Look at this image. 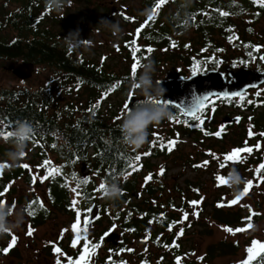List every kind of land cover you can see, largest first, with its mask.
<instances>
[{"label":"trees","instance_id":"obj_1","mask_svg":"<svg viewBox=\"0 0 264 264\" xmlns=\"http://www.w3.org/2000/svg\"><path fill=\"white\" fill-rule=\"evenodd\" d=\"M91 3V0H66L63 11L57 12L46 6L45 0H0V63H32L35 66L34 73L46 78L39 86L19 80V84L10 87L0 85V131H12L20 122L31 123L34 135L27 148L36 159L31 162V167H36L41 176L46 174V169L41 167L46 160L51 162L50 168L59 169L58 174L45 180L42 198H21L20 204L34 227L45 223L52 214L51 210L65 214L70 219L74 217L76 210H80L81 216L85 218L86 210L97 204L99 219L93 225L100 226L104 221L107 227L98 237L99 240L93 243L103 244L105 241L101 238L107 231L123 234L117 247L109 244L114 255L106 257L101 264H107L109 260L125 263L126 259L120 252L128 251L129 241L126 235L136 240L147 236L150 243L158 249L165 246L169 248V255L164 253L159 261L140 258L138 264H173L168 258L180 259L181 247L179 244L171 246L169 235L164 234L175 226L177 218L169 210L175 202L170 191L159 184L144 187V197L140 196L139 200H135L132 193L137 191L138 182L146 177V173L153 176V159L168 161L177 151V144L186 138L193 142L194 135L211 140L215 137V128L196 124L190 127L188 122L192 123L195 119H186L179 110L169 106L173 118L150 127L146 144L138 150H132L124 144L120 124L125 113L120 117L111 113L113 105L109 100L113 95L119 94L125 101L129 95L139 92L132 88V82L141 67L137 68L135 74L131 72L134 61L129 42L135 38L137 29H142L137 40V46L141 47L142 52L137 56L140 65L148 59L154 61V81L161 80L164 74L167 78L188 77L198 64L200 68L197 73L213 69L216 65L212 58L215 56L214 52L221 48V43L229 45L230 57L236 56L231 58L229 66L240 67L241 56L237 55L243 44L239 28L244 20L248 22L247 26L264 18V7L254 0H193L189 9L193 13L191 27L186 29L180 19L182 0H168L157 10L151 21L148 19L151 14L145 16L144 11H151L155 0H140V15L136 16L133 10L131 14L120 16L121 27L125 30L122 39L117 40L110 33L113 41L109 42L112 46L109 50L114 54L109 63H106V58L98 55L87 57L83 52L85 45L70 50L63 40L70 31L77 28L81 30L80 38L88 40L92 33L87 26L90 18L89 15L81 14V9ZM70 6L75 8L72 15L68 14ZM105 11V7L98 5L94 10L101 17L105 16ZM221 12L228 15L222 16ZM90 23L94 30H100L97 21ZM172 42H175V47L171 46ZM149 47L153 49L151 53L146 51ZM168 67L173 70L169 71ZM224 101L230 108L245 113L243 120L246 116H251L252 130L264 132V105L263 109H258L261 106L259 104L251 109H241L239 101ZM258 101L262 100L256 98L246 106ZM96 104L99 107L93 108ZM207 111L205 109L199 115L203 117ZM168 123H172L174 127L164 131ZM223 134L222 132L218 140L220 151L224 152L227 144H234V141L229 139L230 136L226 137H229L226 141L225 136L229 133L225 136ZM239 135L241 140L243 135ZM157 136L159 140L156 139ZM169 140L177 141L172 150L168 149ZM214 140L215 138L209 148H213ZM0 141L11 147L9 139L5 140L0 136ZM0 154H5L2 145ZM138 154L141 156L135 162L138 170L132 171L129 162ZM188 160L187 157L183 164L192 162ZM262 160L257 158L256 163ZM82 164H86L90 172L86 177L89 183L78 186L76 179L82 178ZM126 170L129 174L125 178L121 173ZM223 176L226 177L225 174ZM18 179L32 184L31 176L20 163L6 167L0 176V192L4 193L8 183ZM112 180H119L123 189L121 198L115 201L106 199L103 192L97 190L101 183ZM196 188L197 185L188 183L185 190L175 191L177 194L182 193L186 201L191 202L190 198L195 196ZM78 192L82 195H78ZM37 198L43 207L33 204ZM184 202L179 205L181 208H187ZM208 207L211 208L208 214L221 225L232 227L244 223L241 211H227L205 205L203 214H207ZM29 211L33 214L29 215ZM82 250V247L76 250L69 248L68 258L78 259ZM237 250L238 247L234 244L221 242L210 245L201 262L209 264L216 257L232 256ZM262 259L264 255L258 256L252 264H260Z\"/></svg>","mask_w":264,"mask_h":264},{"label":"rangeland","instance_id":"obj_2","mask_svg":"<svg viewBox=\"0 0 264 264\" xmlns=\"http://www.w3.org/2000/svg\"><path fill=\"white\" fill-rule=\"evenodd\" d=\"M90 5H85L84 9H81V14L89 15L90 21L99 22L100 19H108L111 22L118 21L121 26L120 16L131 14V11L135 10L133 13L138 16L141 14L140 11V0H91ZM112 3L110 6L108 4ZM101 4V5H100ZM108 6L105 11V16L101 17L94 10L96 6ZM77 5H75L76 7ZM111 6H114L120 12H116L114 16L111 13ZM75 8L70 6L68 14H73ZM88 22L87 26L91 28L92 33L88 37L89 43L83 48V52L87 57H94L96 55L101 56V58H106V63L113 57V52L111 53L109 48L112 47L113 38H111L110 31L107 28L100 26V30H94L92 25ZM247 21H243L240 26V30L243 31ZM253 26V34L264 36V19L260 20L257 24L247 25ZM125 29H127L125 27ZM245 31V30H244ZM243 31V32H244ZM125 33V30H124ZM247 33V32H246ZM245 33V34H246ZM244 34V35H245ZM253 35L250 37L252 38ZM253 41H256L255 39ZM110 42V43H109ZM228 44L225 45L221 43V50H225ZM3 63H0V85L11 86L13 84H19L18 80L13 77L10 73L3 71ZM122 68V66H121ZM123 69V68H122ZM169 71L173 68L168 67ZM175 69V68H174ZM116 70V69H115ZM179 71V69H176ZM174 78V77H169ZM167 79L166 74L161 76V80ZM46 78L43 75L33 73V76L25 81L27 84L39 86L45 82ZM264 93H259L261 95ZM134 95H140L139 92ZM256 95V96H259ZM130 96V95H129ZM128 96V97H129ZM255 96V95H254ZM255 96V97H256ZM127 97V99H128ZM253 97V96H252ZM253 97V99L255 98ZM127 99L124 101L123 97L119 94L113 95L109 102L113 105L111 113H115L117 117L122 116L125 113L124 104L127 103ZM241 103V100L238 102ZM217 105V109H208L207 114L201 119L204 123L201 125L197 120L192 123L188 122V126L194 127L193 125L208 126L213 127L215 140L213 148H209L213 139L208 140L204 136L196 137L194 135V141L190 138L183 139L182 142L177 144V151L169 157L168 161L159 159H153L151 165V173L153 174L152 179L148 180L147 177L151 176L150 173H146V177L139 180L136 187L137 193L141 197H144L143 188L150 185H162L167 191H170V195L174 198L173 207L169 210L171 213L177 216L176 224L171 230H167L164 234L169 235L171 240V246L173 244H179L180 249V259L179 258H168V260L177 264L179 259V264H202L201 258L205 255V251L210 245H216L218 243H228L237 245L238 250L232 256L226 257H216L214 260L210 261L209 264H239L244 261L248 253L246 249L251 246L253 240L264 242V183H261L256 178L255 169L264 163V155L261 148H264V137L259 136L255 130H252L251 116H246L247 118L241 121V126H237L235 131H230L229 134H223L222 136H230V140L234 141V144H227V149L220 151V140L221 136H217L216 133L221 130V120L224 116L229 117H240L241 113L245 116V113L240 110L225 108L224 106ZM241 107V106H240ZM167 123V122H166ZM193 124V125H192ZM174 125L168 123L165 126V130H170ZM168 128V129H166ZM241 129V140L238 138L240 136L238 133ZM254 133L253 136L249 137V130ZM164 134V133H163ZM226 138L225 140L227 141ZM224 139V138H223ZM253 148L251 154L243 153L245 157L242 163H231L229 162L225 167L221 168L220 163L223 160L225 154L230 153L233 149L241 148L245 146V143ZM3 141H0V145L3 146L4 153H6L11 147L8 145H3ZM260 144V149L256 150L255 145ZM174 146L172 149H174ZM171 149V150H172ZM214 154V155H210ZM192 162L183 164L185 159ZM260 163H256L257 158H261ZM173 159V160H172ZM188 160V161H189ZM7 157L5 154H0V164H6L10 166V163H6ZM36 161L34 154L29 148L25 149V156L18 163L21 165L27 164L30 166L32 171L26 169L27 173L31 176L35 175L37 177L36 182L32 184H27L23 179H18L8 183V188L1 196V199L6 201L5 206H9L14 210L18 207H23L20 204L21 198L28 199L31 196H37L39 198L43 197V190L45 189L46 181L41 182V175H39V170L35 167H31V162ZM207 161V165L204 162ZM166 164V165H165ZM184 165V166H183ZM203 165V166H200ZM241 165V166H240ZM237 168L239 172L247 178V180L253 181V187L249 190L246 195H243L240 201L233 206H224L223 210L229 211H241L244 215V223L238 226H232L231 228L235 230L236 228H246L248 217L251 216V223L259 225V230L253 231L248 229L243 232L236 234H231L224 229L227 228L212 219L208 213L210 212V207L207 208V214H203V206H214L218 207L219 203H224L227 205L228 202L233 200L237 195H235L232 189L228 185L218 186L216 177L218 175L229 173L231 168ZM6 168V167H5ZM4 168V169H5ZM2 169V174L4 173ZM25 169V168H24ZM163 169V175L160 174ZM225 169V170H224ZM0 174V176H2ZM264 175V171L261 173ZM191 183L192 185H197L195 196L190 198L191 201H199L197 207H193L190 202L186 201L182 193L177 194L175 190H185L186 184ZM196 187V186H195ZM244 189L245 185L240 186ZM174 190V192H172ZM226 190V191H225ZM243 191V190H242ZM241 191V192H242ZM240 192V193H241ZM184 202V206L187 208H181L179 205ZM45 207L48 208L47 205ZM184 212L188 213V218L182 220ZM194 212H198V215H193ZM50 217L46 220L43 226L33 229L29 225V220L26 216L25 224L18 230L0 236V264H57V257H60L61 264H68L67 259L64 257L62 250L61 253H56L54 251L55 247L61 246L65 248L68 241L70 243V250H76L79 247L84 246L85 242V231H84V219L81 216L80 223L77 225V232L72 231V225L76 222L77 212L74 217L70 219L67 215L62 213H57L51 210ZM82 213V212H81ZM256 213L257 215H252ZM11 219V217H10ZM182 221V222H181ZM104 221L100 226L92 225L90 228L87 227V239L92 243L99 240V236L103 229L106 228ZM31 228L33 230L32 235H27V232ZM183 230V234L180 235V230ZM67 230V231H64ZM118 232V231H117ZM107 233V232H106ZM101 240H104V235ZM79 234L80 239L76 241V247L72 246L75 236ZM120 235L121 241V233ZM15 235L17 237L16 244L11 247V249L4 253L2 250L8 248L11 236ZM125 236V235H124ZM128 244V251L126 253L120 252V255L124 257L126 264H138L140 258L148 259L150 258L153 262L159 261L160 256L164 253L169 255L168 246L158 249L155 245H152L148 240L147 236H143V239L136 240L134 238H128L126 235ZM161 241V240H160ZM59 243V244H58ZM99 247L96 249L94 254L90 253V264H101L106 257L114 255L109 249V245L105 242L103 244L99 243ZM164 246V245H163ZM130 250V251H129ZM149 255H151L149 257Z\"/></svg>","mask_w":264,"mask_h":264},{"label":"clouds","instance_id":"obj_3","mask_svg":"<svg viewBox=\"0 0 264 264\" xmlns=\"http://www.w3.org/2000/svg\"><path fill=\"white\" fill-rule=\"evenodd\" d=\"M46 6L53 11H63L66 0H45ZM193 0H182L180 6L182 16L180 17L184 27L190 28L193 13L189 11ZM151 14L149 9H145L144 15ZM97 26L107 28L117 39H122L124 29L118 21L114 23L108 19H100ZM96 26V27H97ZM80 29L70 31L63 38L65 45L70 50H75L89 43L88 40L80 38ZM154 61L148 59L142 63L139 74L135 76L132 82V88L138 89L140 96L144 98L143 102H138L132 109H129L120 124L122 140L132 150L140 149L148 142L149 128L160 124L164 120L173 118V113L169 107L161 106L155 101H160L164 95V90L160 86V81H154L155 73ZM34 135V128L31 123L20 122L12 131L8 138L11 142V148L5 153L6 163L16 165L25 156V149ZM228 186L235 195H239L243 190L241 185H245L247 178L244 177L237 168L233 167L227 174ZM106 188L104 197L108 200H119L122 196L123 189L119 180H112L105 183ZM11 217V219H10ZM26 211L24 207H18L15 210L9 206L0 205V236L14 232L25 224ZM253 231L259 230V225L252 224Z\"/></svg>","mask_w":264,"mask_h":264},{"label":"snow or ice","instance_id":"obj_4","mask_svg":"<svg viewBox=\"0 0 264 264\" xmlns=\"http://www.w3.org/2000/svg\"><path fill=\"white\" fill-rule=\"evenodd\" d=\"M254 2L259 3L262 7H264V0H254ZM165 3H166V0H155L154 7L151 10V15L148 17V19L150 21L154 20V17L157 14V10ZM220 14L222 16H227L228 15V13H226V12H221ZM141 30L142 29H137L136 33L134 34L135 38L133 40H131L129 42V45H128L131 48V50H132V56H133V61H134L132 66H131V72L133 74H135L137 72V68L138 67H141L140 60H139V58L137 56L138 53L142 52L141 47L137 46V40L139 39V34H140ZM231 39L232 38L230 37V40ZM171 46L175 47L176 46L175 42H172ZM146 51L148 53H151L153 51V49H151L149 47V48L146 49ZM254 51L255 52H260V47L259 46L255 47ZM250 56H252V53H250ZM252 58L255 59L256 57L252 56ZM259 59L260 60H264V55L259 56ZM199 68H200L199 64L196 67L193 68L192 74L194 76L197 74ZM114 88H115V86H113L112 90H114ZM105 95H107V93H105ZM232 95L238 96L241 100L244 99V94L243 93L237 92V93H234ZM257 95H259V93H257ZM219 98L220 97L217 96V99H219ZM224 98L225 99H231V96L226 95ZM210 99L211 98L209 96H205L204 99L198 103V105L196 106V108L194 110H192V111H184L183 109H180V111H181V113L183 115L194 118L195 120H197L202 125L204 123V121H203V119H201V116L199 114L206 107V104H207V102H209ZM155 103H158L161 106H166V107L170 106L169 104H164V103H161L160 101H155ZM129 105H130L129 103H125L124 104L123 107L125 109V113L130 109ZM98 107H99V104H96V105L93 106V108H98ZM237 119H239V118H237ZM222 132H223V129L218 131L216 133V135L220 136ZM10 135H11V131H0V136H2L5 140H7L10 137ZM153 135L155 136V133ZM248 135H249V137L254 135V133L252 132L251 129L249 130ZM259 136L264 137V132L259 133ZM156 139L159 140V137L157 136ZM176 142H177L176 140H169L168 141V149L171 150V148L174 147ZM53 147H55V146H53ZM255 148H256V150H259L260 149V144L255 145ZM252 152H253V148L248 146L247 142H246L244 147L233 149L230 153L225 154L224 157H223L222 162L220 163V167L221 168L225 167L229 162H231V163H237V162L242 163L244 161V159H245V157L242 154L243 153L251 154ZM210 155H214V154L210 153ZM140 159H141V156L138 154V155H136L133 158L132 161L129 162V168L132 171L138 170L135 162L139 161ZM207 163L208 162L205 161L204 165H207ZM50 164H51V162L46 160V161H44L43 165L41 166V167H44L46 169V174L40 178L41 182H43V180L48 179L49 176H54V174H58L59 173V169L50 168L49 167ZM200 166H203V165H200ZM5 167H8V165L0 164V174H2V169H4ZM21 167L25 168V169H28L29 171H32L30 166L27 165V164L21 165ZM262 171H264V163H261L255 169L256 178L261 183H264V175L261 174ZM121 174L125 175V178H126L127 174H129V173L126 170L124 173H121ZM160 174L163 175V169L161 170ZM112 175H115V173H112ZM36 179H37V177L35 175H33L32 176V182L35 183ZM74 179H76V178L74 177ZM146 179L151 180L152 177L149 176ZM216 179H217V182H218V186L228 185V178H225L223 175H218L216 177ZM76 183H77L78 186L86 185V184L89 183V179L88 178H79V179H76ZM253 186H254L253 185V181L252 180H247L243 191L239 195H237L233 200L228 202L227 205H225L224 203H219L217 206L218 207H224V206L236 205L240 201L242 196L246 195ZM7 187H9V186H6L5 190H7ZM105 188H106V184L105 183H101L98 186L97 190L98 191H102L104 193ZM74 191H76V190L74 189ZM77 194L78 195H82V193H79V192ZM3 195H4V193L0 192V196H3ZM75 203L76 202L74 201L73 202V206L74 207H75ZM199 203H200L199 201H191L190 202V204L194 208L197 207ZM33 204H36V205H38L40 207H43L42 203L39 201L38 198L33 201ZM0 205H6V201L0 199ZM76 211H77L76 222L72 225V231L74 233L77 232V225L80 223V220H81V211L80 210H76ZM32 214L33 213L31 211H29V215H32ZM88 214H92L93 216L95 215L94 210L91 207H89L86 210V213H85V219H84L85 242H84L82 253L79 255L78 259H76V260H73L72 258H68V264H90V255L89 254L90 253L94 254L95 250L100 246L99 243H92L91 241H89L87 239V236H86L87 227H88V224L90 223V220L88 218ZM193 215H198V212H194ZM252 215H257V214L256 213H252ZM187 218H188V213L184 212L182 220H186ZM251 227H252L251 216H249L246 228H236L235 230H233L231 227H227L224 230L229 232V233H231V234H236V233L243 232V231H246L248 229H251ZM64 231H67V230H64ZM32 232H33V230L31 228H29V230L27 232V235L31 236ZM179 234L180 235L183 234V230L182 229L180 230ZM79 239H80V236H79V234H77L75 236L74 240H73V243H72L73 247H76V241L79 240ZM16 241H17V237L15 235H12L8 248L3 249L2 251L4 253H7L11 249V247H13L16 244ZM54 251L56 253H58V254L61 253V249L59 247H55ZM246 251L248 253V256H247V258L244 261H241V264H252V261L254 259H256L258 256L264 255V242L253 240L251 246L248 247L246 249ZM57 264H61L59 256L57 257ZM108 264H116V262L109 260ZM120 264H124V262L121 261ZM177 264H179V259L177 260ZM260 264H264V259H262L260 261Z\"/></svg>","mask_w":264,"mask_h":264},{"label":"water","instance_id":"obj_5","mask_svg":"<svg viewBox=\"0 0 264 264\" xmlns=\"http://www.w3.org/2000/svg\"><path fill=\"white\" fill-rule=\"evenodd\" d=\"M168 0H166L167 2ZM116 12H120L114 6L111 7V15L114 16ZM5 72L10 73L19 81H27L35 72V66L32 63H20L14 61H7L2 65ZM229 81L227 82L223 75L217 71H208L201 75H191L185 78H167L160 81V86L164 90V95L160 98V102L169 104L171 107L180 111H192L196 108L198 103L209 96L212 102L214 98L219 96L224 98L226 95L231 96V99L238 98L232 94L240 92L243 93L252 88H257L264 83V73L257 71L241 70V68H232L227 70ZM254 86V87H253ZM144 98L139 95H130L127 99L130 109H132L137 102H143ZM208 104V102H207ZM206 104V106H207ZM206 108V107H205ZM203 109V111L205 110ZM181 112V111H180ZM186 119L192 120L194 118L183 115ZM239 117H223L221 120L222 125L239 124ZM89 170L86 164L80 167V174L82 178L89 176ZM132 196L135 200H139L140 194L133 192ZM91 208L94 210L95 215L88 214L90 228L99 219V209L97 204H93ZM105 243L111 244L113 247L119 245L120 235L115 231H109L104 237ZM120 264V263H116ZM233 264V263H231Z\"/></svg>","mask_w":264,"mask_h":264},{"label":"flooded vegetation","instance_id":"obj_6","mask_svg":"<svg viewBox=\"0 0 264 264\" xmlns=\"http://www.w3.org/2000/svg\"><path fill=\"white\" fill-rule=\"evenodd\" d=\"M111 4L112 3H110L108 5L110 6ZM103 7L108 8V6H106V5L103 6ZM263 19L264 18L259 19L255 24H257L260 20H263ZM252 28H253V26H245V28H244L245 31L243 30L244 32L241 31L243 28L241 30L239 28V30L241 31L240 37H241V43L243 44V46L241 47V50L238 51V54L239 55H237V53H235V54L237 56H241V66L240 67H230L229 66L230 65L231 58L236 57V56H231L230 57V54L231 53H229V49L230 48H229V45H228V47L225 50H222L220 52L221 48H218L214 52L215 56L212 58V61L215 63L216 66L213 69L206 70V71H204L202 73H197L196 75H201V74H204V73H206L208 71H217V72L221 73L223 75V77L225 78V80L228 82L230 80L229 77H228V74H227V70L228 69L241 68V70L257 71L259 73H264V60H260L259 59V56L264 55V36H260V35L257 36L255 34H253ZM252 35H253V37L250 38ZM254 39L256 41H253ZM257 46L260 47V52H255L254 51V48L257 47ZM250 53H252V56H255L256 58L253 59L252 56H250ZM180 78H185V77H180ZM257 93H264V83H262L261 85H259L257 88H252V89L246 90L244 92V99L243 100H241L239 97L238 98H235V99H225V98H219V99H217V97H216V98H214V100L212 102H210V101L208 102V104H207V106H206L205 109H217L219 107H217V108H215V107L217 105H219V104L221 105L220 107L224 106L225 108L235 109V108H230L228 106V104L224 100H235L236 102H238V101L241 100V105H240L241 106V109H251L256 104L261 105L258 109H263V105H264V95L261 94L259 96H256ZM252 96L255 97V98L253 99ZM256 98H260V100H262V101H258V103H255V104L246 106V104L248 105V104L252 103L253 101H255ZM224 117H226V116H224ZM227 117H229V116H227ZM243 117H244V115H241L239 117L241 119L239 124H233V125H222L221 124V129H223V133L224 134H226V133H229L230 134V131H235V128L237 126H241V121H243ZM230 118H234V117H230ZM238 134H241V129H240V131H239ZM213 136H215V134H213ZM261 149H262L261 152H263L262 155H264V148H261ZM216 208H221L222 209V207H216ZM27 218H28V216H27ZM29 225H30L31 228L36 229L38 227L43 226L44 223L41 224V225H39V226H35L34 227L29 222ZM108 232L109 231H107V233ZM105 235H104V237H105ZM69 247H70L69 241H68L67 246L65 248H63L61 246L62 253H63L64 257L67 259V261H68ZM124 264H126V263H124Z\"/></svg>","mask_w":264,"mask_h":264}]
</instances>
